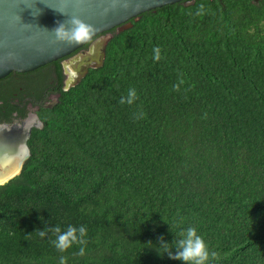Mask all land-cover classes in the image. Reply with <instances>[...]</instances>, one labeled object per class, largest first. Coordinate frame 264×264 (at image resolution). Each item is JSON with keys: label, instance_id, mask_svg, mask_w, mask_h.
<instances>
[{"label": "trees", "instance_id": "trees-1", "mask_svg": "<svg viewBox=\"0 0 264 264\" xmlns=\"http://www.w3.org/2000/svg\"><path fill=\"white\" fill-rule=\"evenodd\" d=\"M184 4L110 31L103 67L69 91L56 64L60 102L0 186V264H181L159 238L187 227L210 264H264V0ZM56 225L87 227L84 256L35 232Z\"/></svg>", "mask_w": 264, "mask_h": 264}, {"label": "water", "instance_id": "water-1", "mask_svg": "<svg viewBox=\"0 0 264 264\" xmlns=\"http://www.w3.org/2000/svg\"><path fill=\"white\" fill-rule=\"evenodd\" d=\"M181 2L186 7L195 4V0H0V80L13 72L35 71L89 45L87 51L66 63L69 80L63 91H69L90 70L103 67L113 39L110 31L116 29L120 34L132 28L129 22L142 14ZM70 17L96 29L91 41L70 46L57 39L53 30ZM33 126L44 128L35 116L22 126L0 129V186L18 176L30 158L28 142Z\"/></svg>", "mask_w": 264, "mask_h": 264}, {"label": "clouds", "instance_id": "clouds-1", "mask_svg": "<svg viewBox=\"0 0 264 264\" xmlns=\"http://www.w3.org/2000/svg\"><path fill=\"white\" fill-rule=\"evenodd\" d=\"M199 8L202 9L203 5H199ZM53 32L56 34L58 40L64 41L71 46L91 41L95 35L96 29L92 25L80 20L78 17H70L66 22L59 23L58 27L55 28ZM153 51V59L157 61L160 60V49L156 48ZM182 83L183 80L180 81V84ZM173 87L175 90H179V84ZM137 99L136 90L132 88L128 90L127 96L120 98L119 103L131 106ZM35 232L38 233L41 238L47 236L49 232L55 234V239L51 240L50 243L60 253L68 251L73 245H79L80 248L77 254L79 256L85 255L84 246L88 243L86 239L87 227L85 225H80L79 227L69 225L63 231L59 225H56L52 228L45 227L43 230L37 229ZM174 236L175 239L171 244L165 242L163 237L159 238V248L164 249L165 255H167L169 259L179 261L181 264H210V261L217 257V253L215 251H210L205 239L198 234L195 227L182 229L179 233H174ZM177 236L179 238H177ZM173 249H175V252H173ZM66 261L67 258L62 255L59 259V264H66Z\"/></svg>", "mask_w": 264, "mask_h": 264}, {"label": "flooded vegetation", "instance_id": "flooded-vegetation-1", "mask_svg": "<svg viewBox=\"0 0 264 264\" xmlns=\"http://www.w3.org/2000/svg\"><path fill=\"white\" fill-rule=\"evenodd\" d=\"M255 2L259 3V0L258 2L255 0ZM85 47L62 60L35 71L28 73L13 72L0 80V129L11 130L14 127L22 126L29 120L34 119L35 116L45 126L40 114L43 110L54 109L61 99L56 64L60 65L64 76L61 86V91H63L69 80L66 74V63L80 53L87 51L89 45ZM31 131L32 137L35 131L40 130L33 126Z\"/></svg>", "mask_w": 264, "mask_h": 264}]
</instances>
